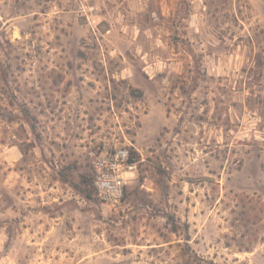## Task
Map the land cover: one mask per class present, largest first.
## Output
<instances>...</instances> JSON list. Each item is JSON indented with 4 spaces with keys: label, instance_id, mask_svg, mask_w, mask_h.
Listing matches in <instances>:
<instances>
[{
    "label": "rangeland",
    "instance_id": "obj_1",
    "mask_svg": "<svg viewBox=\"0 0 264 264\" xmlns=\"http://www.w3.org/2000/svg\"><path fill=\"white\" fill-rule=\"evenodd\" d=\"M0 264H264V0H0Z\"/></svg>",
    "mask_w": 264,
    "mask_h": 264
},
{
    "label": "built area",
    "instance_id": "obj_2",
    "mask_svg": "<svg viewBox=\"0 0 264 264\" xmlns=\"http://www.w3.org/2000/svg\"><path fill=\"white\" fill-rule=\"evenodd\" d=\"M90 159L97 198L111 208L121 206L137 173L138 160L132 159L126 147L107 146L90 151Z\"/></svg>",
    "mask_w": 264,
    "mask_h": 264
},
{
    "label": "trees",
    "instance_id": "obj_3",
    "mask_svg": "<svg viewBox=\"0 0 264 264\" xmlns=\"http://www.w3.org/2000/svg\"><path fill=\"white\" fill-rule=\"evenodd\" d=\"M131 156H132V159L137 160L136 159L137 155H136V153L134 151H131ZM84 184L91 185L94 188L93 174L90 175V176H86L84 178ZM94 190H95V188H94ZM95 193H96V191H95ZM86 194H87V196H91L92 192L88 190V191H86Z\"/></svg>",
    "mask_w": 264,
    "mask_h": 264
}]
</instances>
